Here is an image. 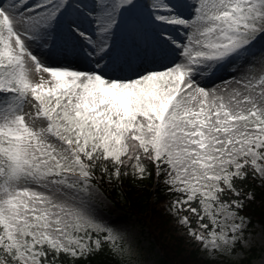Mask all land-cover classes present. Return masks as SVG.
Instances as JSON below:
<instances>
[{
    "label": "snow or ice",
    "instance_id": "snow-or-ice-1",
    "mask_svg": "<svg viewBox=\"0 0 264 264\" xmlns=\"http://www.w3.org/2000/svg\"><path fill=\"white\" fill-rule=\"evenodd\" d=\"M0 264H264V0H0Z\"/></svg>",
    "mask_w": 264,
    "mask_h": 264
},
{
    "label": "trees",
    "instance_id": "trees-1",
    "mask_svg": "<svg viewBox=\"0 0 264 264\" xmlns=\"http://www.w3.org/2000/svg\"><path fill=\"white\" fill-rule=\"evenodd\" d=\"M129 195H131V193H129ZM134 214L138 216L142 215V213L138 211L135 212ZM156 223L158 227L162 230L163 235L169 237L168 239L163 241L165 246L168 247L173 253L182 254L183 250L186 247L184 241L181 238H179L175 234V232L171 230V226L162 219L156 218Z\"/></svg>",
    "mask_w": 264,
    "mask_h": 264
}]
</instances>
